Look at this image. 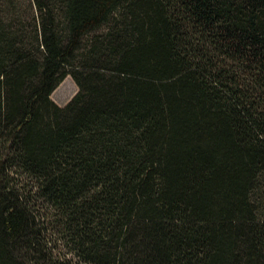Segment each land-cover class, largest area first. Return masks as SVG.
<instances>
[{
  "label": "trees",
  "instance_id": "obj_1",
  "mask_svg": "<svg viewBox=\"0 0 264 264\" xmlns=\"http://www.w3.org/2000/svg\"><path fill=\"white\" fill-rule=\"evenodd\" d=\"M31 3L0 0V264H264V0Z\"/></svg>",
  "mask_w": 264,
  "mask_h": 264
},
{
  "label": "rangeland",
  "instance_id": "obj_2",
  "mask_svg": "<svg viewBox=\"0 0 264 264\" xmlns=\"http://www.w3.org/2000/svg\"><path fill=\"white\" fill-rule=\"evenodd\" d=\"M19 8L23 9L24 11V23L25 26L30 30V34L33 30V14L35 13V8L33 4L31 3V0H13ZM12 5V4H11ZM13 6V5H12ZM10 6V7H12ZM99 29L98 31H100ZM88 38V36H86ZM85 37V38H86ZM31 38V35L30 37ZM77 90V85L73 78L67 74L65 75L62 80L54 87V89L50 93V98L57 103L58 105H64L76 92ZM264 202V201H262ZM58 249L59 251L65 252L66 251V246L62 245L60 242H58ZM56 249V251H58ZM55 251V252H56ZM66 256L70 257L71 260H64V264H88L81 259L77 258V256H73L72 253L66 252Z\"/></svg>",
  "mask_w": 264,
  "mask_h": 264
}]
</instances>
